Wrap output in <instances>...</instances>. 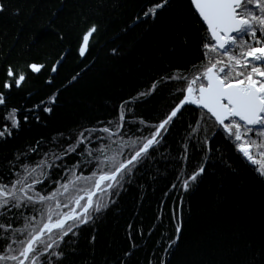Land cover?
Instances as JSON below:
<instances>
[{"label":"snow or ice","instance_id":"snow-or-ice-1","mask_svg":"<svg viewBox=\"0 0 264 264\" xmlns=\"http://www.w3.org/2000/svg\"><path fill=\"white\" fill-rule=\"evenodd\" d=\"M8 7L0 0V13ZM172 7L173 0H142V15L135 21L155 23ZM182 15L189 18L188 31L200 36L199 63L166 66L171 71L153 74L143 89L121 98L112 118L58 132L48 144L37 140L7 160V172L0 171V264H65L77 254L82 231L94 226L160 160L171 166L165 171L173 176L165 196L176 193L170 215L174 235L162 234L158 247L163 255L153 253L148 264H170L183 232L185 198L207 174L212 158L223 155L214 143L217 136L264 179V0H188ZM84 23L81 57L99 30L94 22ZM60 60L51 66L52 73ZM45 70L46 64L37 62L7 66L0 86V108L6 110L0 114V141L7 142L32 120L41 123V111L53 113L60 88L30 108L8 106L13 89ZM45 83L53 86L51 76ZM169 85L170 102L160 115L149 120L138 113L141 103ZM189 110L173 156L168 137ZM157 218L162 219V212ZM133 227L127 225L130 248L113 264H127L137 249ZM96 240L94 229L88 243L94 248Z\"/></svg>","mask_w":264,"mask_h":264},{"label":"trees","instance_id":"trees-1","mask_svg":"<svg viewBox=\"0 0 264 264\" xmlns=\"http://www.w3.org/2000/svg\"><path fill=\"white\" fill-rule=\"evenodd\" d=\"M6 2L8 10L0 13V86L9 64L23 67L37 62L47 66L43 74L30 75L20 89L9 93L8 106L26 109L56 88H60V94L52 114L39 113L41 123L32 120L7 142L0 141L2 172H7L4 165L18 150L27 151L40 139L48 144L58 132L67 134L98 119L112 118L113 106L143 89L153 74L171 71L166 69L168 65L189 67L199 63L201 57L197 46L200 36L188 31L189 18L182 15L188 10V0H173V7L161 13L155 23L135 21L137 15H142V0ZM85 19L98 24L99 30L89 38V48L81 57L78 48L87 27ZM58 60V71L52 73L51 66ZM50 76L53 86L45 83ZM72 76L77 79L73 81ZM172 87L166 86L141 103L138 113L155 119L168 107ZM5 111L0 108V114ZM190 116L191 110L185 112L184 120L168 137L173 156ZM214 143L223 148V155L217 153L212 158L207 174L185 198L183 232L169 257L170 264H264V179L221 136ZM170 167L160 160L122 193L114 207L82 231L77 254L69 256L65 264L87 260L113 264L131 246L127 238L129 223L134 225L132 236L137 249L127 264H148L155 258L153 253L162 256L163 249L158 247L162 234L174 235L175 222L170 215L176 193L165 196L173 179L165 171ZM161 212L162 219H158ZM94 229L97 240L93 248L88 241Z\"/></svg>","mask_w":264,"mask_h":264}]
</instances>
